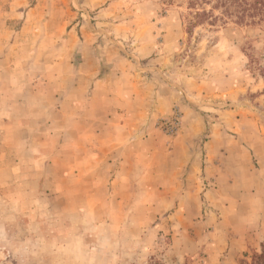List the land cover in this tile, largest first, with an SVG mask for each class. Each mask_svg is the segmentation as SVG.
Wrapping results in <instances>:
<instances>
[{
    "label": "rangeland",
    "instance_id": "374dc122",
    "mask_svg": "<svg viewBox=\"0 0 264 264\" xmlns=\"http://www.w3.org/2000/svg\"><path fill=\"white\" fill-rule=\"evenodd\" d=\"M190 17L188 0H0V264L264 250V21L189 34ZM85 72L103 78L75 107Z\"/></svg>",
    "mask_w": 264,
    "mask_h": 264
},
{
    "label": "trees",
    "instance_id": "16d2710c",
    "mask_svg": "<svg viewBox=\"0 0 264 264\" xmlns=\"http://www.w3.org/2000/svg\"><path fill=\"white\" fill-rule=\"evenodd\" d=\"M190 19L186 31L204 23H226L228 19L239 25L258 24L264 21V0H188ZM264 264V250L255 253L250 263Z\"/></svg>",
    "mask_w": 264,
    "mask_h": 264
},
{
    "label": "crops",
    "instance_id": "0c3cea01",
    "mask_svg": "<svg viewBox=\"0 0 264 264\" xmlns=\"http://www.w3.org/2000/svg\"><path fill=\"white\" fill-rule=\"evenodd\" d=\"M95 59H93V62H90V63H92V66H93V64L95 63L96 64V62L94 61ZM85 61H87V58H85ZM99 69V67H95V69H94V72H96L97 70ZM76 74V73H75ZM89 74H88V72H85V75H79V77H77V78H70V83H69V86H68V88H84L85 86H86V88H87V90L85 91V92H83L82 93V91H80V90H77V92H81V94H79V95H81V96H79V95H75V94H73V95H71L70 96V93H69V90H67L68 91V94H67V98H74L73 99V102L72 103H74V101H75V98L76 97H78V98H82V97H85V96H87L86 95V93H87V91H89V88L90 87H92L93 86V84L95 85V84H97V81H99V80H101L103 77H99L98 78V76L97 75H92V79H91V77L89 78ZM84 77H85V79H84ZM62 90V89H61ZM67 91H64V96H65V93L67 92ZM60 92H62V91H60ZM71 92H73L72 90H71ZM56 91L54 92V93H52L53 95H51V97H54V99L56 98L57 99V95H56ZM37 94V93H36ZM84 103V102H83ZM74 105H75V107H77V105L74 103ZM106 128V127H105ZM104 128V129H105ZM97 129V128H96ZM101 129V128H100ZM101 131V130H100Z\"/></svg>",
    "mask_w": 264,
    "mask_h": 264
}]
</instances>
